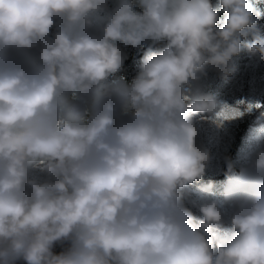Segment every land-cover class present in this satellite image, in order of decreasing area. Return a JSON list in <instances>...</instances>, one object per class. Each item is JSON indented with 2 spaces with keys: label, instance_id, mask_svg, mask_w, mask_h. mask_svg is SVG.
<instances>
[{
  "label": "clouds",
  "instance_id": "clouds-1",
  "mask_svg": "<svg viewBox=\"0 0 264 264\" xmlns=\"http://www.w3.org/2000/svg\"><path fill=\"white\" fill-rule=\"evenodd\" d=\"M260 17L250 0H0V264H264V136L223 158L220 196L188 191L211 160L202 122L264 116L206 88L242 52L264 64Z\"/></svg>",
  "mask_w": 264,
  "mask_h": 264
},
{
  "label": "rangeland",
  "instance_id": "rangeland-1",
  "mask_svg": "<svg viewBox=\"0 0 264 264\" xmlns=\"http://www.w3.org/2000/svg\"><path fill=\"white\" fill-rule=\"evenodd\" d=\"M261 32L264 35V24L261 25ZM156 50L154 46L151 52L145 50H136L129 48L127 49L128 55L134 54L133 59L128 63L127 66H124L121 72L117 73V76H126L130 80L127 71L131 72L132 76L136 74L137 66L140 64V61L144 55H151ZM236 72V79L232 86L227 89L221 97H245V98H256L261 101H264V64L259 66H254V59L242 52L238 57L234 59ZM229 78L220 79L215 76H210L209 80L206 82V88L208 91L215 95H220L221 93L217 92L219 87L217 83L228 82ZM258 112V111H257ZM254 113V112H252ZM252 113L245 114L244 116L236 119V122L231 126H223L217 128L215 126L209 125L207 123H201L200 127V141L208 148L211 156L210 163L206 174H217L223 169V158L228 156L231 152L232 142L236 138V133L239 128V125L246 120ZM261 117V116H260ZM264 116H262L263 118ZM253 139H250V143ZM249 144H246L245 147L241 148L236 153V159L247 149ZM190 192L189 199H196L200 193L195 189L188 190ZM186 206L191 208L193 213L196 216L200 217L199 212L192 207L190 203L186 201ZM68 247V242L57 243L54 247L55 252H60ZM18 264H23V262H18Z\"/></svg>",
  "mask_w": 264,
  "mask_h": 264
},
{
  "label": "trees",
  "instance_id": "trees-1",
  "mask_svg": "<svg viewBox=\"0 0 264 264\" xmlns=\"http://www.w3.org/2000/svg\"><path fill=\"white\" fill-rule=\"evenodd\" d=\"M218 0H213V3H217ZM250 2L253 4L255 9L261 14L260 20L258 21V26H261L264 24V0H250ZM221 15V20L223 19V13ZM248 40H251V37L248 38ZM134 54L128 55V59L125 61L124 66H127L128 63L133 59ZM236 69V68H235ZM127 74L129 75L130 80L133 78L131 72L127 71ZM229 80L228 82H218L217 86L219 89H217V92L221 93L220 96L229 89L232 84L234 83L236 79V72H232L228 76ZM260 112H254L248 117L246 120H244L240 125L236 133V138L232 142V148L231 152L228 154V157L232 158L233 160H236V153L241 150V148L245 147L246 144H250V139H253L254 136L257 134H260L264 136V117H260ZM236 120L231 121L229 123H226L224 126L231 127ZM239 169L237 168L236 171ZM225 165H223V169L221 172L217 174H205L202 180L195 182L193 185L190 186V189H195L199 192V190L202 188V186L212 184L214 187L211 190L210 194H215L217 196H220L223 191V186L226 181L225 177ZM195 215V214H194ZM196 216V215H195ZM196 221L198 222L199 216H196ZM228 225H225L224 229H220V234L225 235L226 229Z\"/></svg>",
  "mask_w": 264,
  "mask_h": 264
},
{
  "label": "snow or ice",
  "instance_id": "snow-or-ice-1",
  "mask_svg": "<svg viewBox=\"0 0 264 264\" xmlns=\"http://www.w3.org/2000/svg\"><path fill=\"white\" fill-rule=\"evenodd\" d=\"M243 103H245V102H244V101H239V102H238V105H239V104H243ZM255 106L258 107L259 105H255ZM248 107H249V109H250V108L253 107V105L249 104ZM228 111H230V112H235V114H237V115H242V113H240V112H236L235 109H228Z\"/></svg>",
  "mask_w": 264,
  "mask_h": 264
}]
</instances>
